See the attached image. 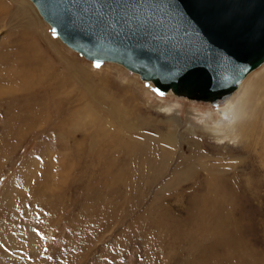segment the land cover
Returning <instances> with one entry per match:
<instances>
[{
    "label": "rangeland",
    "instance_id": "1",
    "mask_svg": "<svg viewBox=\"0 0 264 264\" xmlns=\"http://www.w3.org/2000/svg\"><path fill=\"white\" fill-rule=\"evenodd\" d=\"M19 1L32 8L12 22L18 3H0V62L38 20L84 72L49 60L56 75L42 85H1L0 264H264V156L232 139L236 128L215 138L221 108L86 61ZM250 80L263 116L264 66Z\"/></svg>",
    "mask_w": 264,
    "mask_h": 264
},
{
    "label": "water",
    "instance_id": "2",
    "mask_svg": "<svg viewBox=\"0 0 264 264\" xmlns=\"http://www.w3.org/2000/svg\"><path fill=\"white\" fill-rule=\"evenodd\" d=\"M31 1L71 50L161 93L218 104L264 63V0Z\"/></svg>",
    "mask_w": 264,
    "mask_h": 264
},
{
    "label": "bare ground",
    "instance_id": "3",
    "mask_svg": "<svg viewBox=\"0 0 264 264\" xmlns=\"http://www.w3.org/2000/svg\"><path fill=\"white\" fill-rule=\"evenodd\" d=\"M10 1H11V6H14L16 3H18V5H16L14 10L8 13L11 22L16 21V19L19 17L23 18L24 16L27 15L26 13L27 11L25 10V7L30 8L31 7L30 4H27V2L19 1V0H10ZM0 3H1V0H0ZM31 3L34 5L32 1ZM40 17L42 18L41 15ZM24 25H25L24 26L25 33H24V36L21 37L22 41H24V44H22L21 53H19L18 57H14V59L13 58L11 60L7 59L6 61L2 59V61L0 62V66H3L0 68H4V70L0 72V89H1V85H3L4 82H7L9 84L11 88L8 87V90L12 92L29 91L31 88H33L34 84H37V83L42 85L43 82H47L49 78L56 75V72H55L56 70L50 65L49 63L50 61H54L55 63L64 65L65 68L68 70V72L71 74H74L77 78H79L83 74L84 72L83 69L80 66H78L77 63L72 61V59L64 61V59L65 58L67 59L69 56L66 55V53L61 49L60 45H58L56 41L44 36L45 30L43 29L44 26L42 25L41 22L37 20V22H27ZM57 37L59 38L60 42L63 43L60 37L59 36ZM63 45L66 46V44L64 43ZM66 47L69 48L68 46ZM40 48H42L43 51H41ZM0 55H2L3 58H7V57L9 58V55L6 53L0 54ZM47 57H48V63L46 59ZM85 60L89 61L87 58H85ZM105 63L116 64V66L119 65L117 63H112V62H105ZM120 66L121 65H119V67ZM263 66H264V63L258 69L262 68ZM122 68H125V67L122 66ZM258 69L248 74L243 80V82L241 83V85L229 97L224 98L222 100L220 99L221 101L218 104H214L210 102L213 105V107L217 109L221 108L220 112L222 114V119L220 118L218 124H216L214 128H212L211 132L213 133L216 139H218L219 141H222V140H225L227 136H229L230 134L226 128H230V130L236 128L237 133L236 135L233 134L234 137L231 136L232 139L235 138L236 136V138L240 139L239 143L240 142L244 143V147L247 149L248 148L250 149V150L248 149L249 152L256 151V153H258L259 155L264 156V149H263V146H264V115L260 116L257 114V112H255V109L252 104V99L250 97L251 95L249 94V91H250L249 87L252 85L253 82H255V80L254 81L250 80L249 82L246 81L250 77V75H252V73L256 72ZM18 70H22V71H18ZM129 72H131L132 74L140 75L132 71H129ZM16 74H18L19 76H16ZM138 77L139 79H141V76H138ZM14 79L16 81L20 79V82L13 81ZM245 81L248 82V84L246 85L247 88L245 90V93L239 98L238 105L236 106V108L232 109V105L230 104L232 102V97L236 94V92H239L240 88L242 87L243 83H245ZM150 84L154 86V83H150ZM161 94H164V96L169 95L168 96L169 98L174 97L177 100L187 101L192 104H196L194 102H197V100L190 99L186 96H180V95L175 94L173 89H169L167 92L161 93ZM259 125H261V128H260V131H257V128ZM227 133L229 134L226 135ZM256 144L262 145L263 150L260 149L261 146L259 145H257L259 147L255 148L254 146V148H252L253 145H256ZM257 148H259L258 151H257ZM260 160H262L260 162L262 165V162L264 161V159H260ZM259 164L256 168L260 167ZM209 208L211 207L209 206Z\"/></svg>",
    "mask_w": 264,
    "mask_h": 264
},
{
    "label": "snow or ice",
    "instance_id": "4",
    "mask_svg": "<svg viewBox=\"0 0 264 264\" xmlns=\"http://www.w3.org/2000/svg\"><path fill=\"white\" fill-rule=\"evenodd\" d=\"M98 66V65H97Z\"/></svg>",
    "mask_w": 264,
    "mask_h": 264
}]
</instances>
